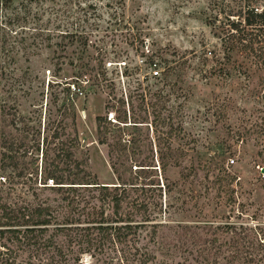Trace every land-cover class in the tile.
Listing matches in <instances>:
<instances>
[{
	"label": "rangeland",
	"instance_id": "obj_1",
	"mask_svg": "<svg viewBox=\"0 0 264 264\" xmlns=\"http://www.w3.org/2000/svg\"><path fill=\"white\" fill-rule=\"evenodd\" d=\"M58 1L11 0L6 15L0 12L1 18L26 17L5 23L9 35L0 47L4 133L20 142L17 165L24 170L18 192L59 195L38 184L40 172L42 181L51 176L44 169L51 158H75L99 182L115 181L110 164L122 160L120 170L130 165L141 174L136 185L152 180L133 196L159 203L191 193L202 212L198 207L171 218L197 225L199 238L230 217L263 235L264 61L227 46L226 19L244 0H84L82 9L73 0L67 18L53 11L63 7ZM147 50L160 61L156 77L142 61ZM181 53L192 56L180 58L179 66ZM111 114L125 123L107 120ZM159 156L181 162L162 168ZM221 170L225 187L213 182ZM185 171L188 178L179 183ZM120 173L128 174L126 168ZM76 252L70 264L93 260L88 251L74 260ZM158 256L170 264L183 259L178 249Z\"/></svg>",
	"mask_w": 264,
	"mask_h": 264
},
{
	"label": "trees",
	"instance_id": "obj_2",
	"mask_svg": "<svg viewBox=\"0 0 264 264\" xmlns=\"http://www.w3.org/2000/svg\"><path fill=\"white\" fill-rule=\"evenodd\" d=\"M10 1L0 0V12L4 16V8ZM81 1L84 0L78 1L77 9L85 8ZM54 2L56 6L60 1ZM62 2L63 7L53 11L56 15L63 13L67 18L73 0ZM231 11L226 19L230 26L228 49L235 51L242 48L247 55L264 61V0H244ZM1 14L0 47L9 35L3 27L5 23L19 20L21 23L26 18L19 14L13 18L8 15L1 18ZM41 14L42 11L38 18ZM80 20L78 16L76 24L80 25ZM64 22L66 25L67 20ZM38 23L35 26H42L41 22ZM148 52H145L142 61L152 66L150 75L156 77L162 73L160 61L148 57L152 53ZM191 56L181 53L177 64L180 66V58L183 62ZM162 76L165 77V74ZM66 86L72 92L79 90L76 82H67ZM146 92L153 94L157 90ZM159 95L157 92L156 96ZM5 107L8 106L0 103V264H70L71 255L76 250L73 258L77 261L82 251L90 253L93 260L87 264H98L99 260L101 264H170L158 254L172 256L175 249L183 259L176 260L174 264H264V232L258 236L256 227L230 217L216 225H209V228L213 227L210 237L199 238L193 228L197 225L171 218L173 214L198 209L197 200L192 198L191 193L179 191L183 195L178 197L179 201L170 196L169 200L159 203L133 196L136 187L147 190L146 184L152 180L146 182L141 177L140 185H136L135 180L141 174L132 170L130 165H125L128 174L122 175L120 171L124 168L120 170L118 166L122 160L118 165L116 161L110 164L115 181L99 182L86 175L79 160L73 158L70 162L63 157L59 160L51 158L44 165L51 176L42 181L40 172L38 184L56 190L59 195L40 196L33 192L32 196H23L18 192L20 176H24V170L17 165L20 142L15 144L4 133L6 123L2 121V112L3 115L7 113ZM107 120L125 123L113 114ZM128 141L131 142V139ZM167 159L158 157L160 167L165 168L171 163L179 165L181 162L176 158L172 161ZM72 163L77 167L73 171ZM150 168L153 167L142 169ZM188 175V171L181 172L179 183H184ZM225 180L228 181L221 170L213 182L225 187ZM204 188L208 190L207 185ZM202 209L199 207V211L202 212ZM163 215L166 216L162 218ZM200 223L201 227H205L208 221L204 219ZM165 228L170 230L169 234L163 233Z\"/></svg>",
	"mask_w": 264,
	"mask_h": 264
},
{
	"label": "built area",
	"instance_id": "obj_3",
	"mask_svg": "<svg viewBox=\"0 0 264 264\" xmlns=\"http://www.w3.org/2000/svg\"><path fill=\"white\" fill-rule=\"evenodd\" d=\"M230 160H231L232 162H234V161H235L234 157H231V158H230Z\"/></svg>",
	"mask_w": 264,
	"mask_h": 264
}]
</instances>
